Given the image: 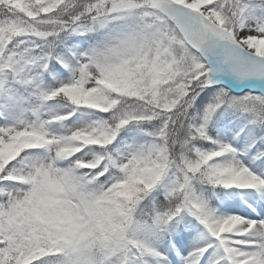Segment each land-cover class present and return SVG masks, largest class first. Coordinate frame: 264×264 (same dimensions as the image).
Instances as JSON below:
<instances>
[{"label":"snow or ice","instance_id":"6c2138e0","mask_svg":"<svg viewBox=\"0 0 264 264\" xmlns=\"http://www.w3.org/2000/svg\"><path fill=\"white\" fill-rule=\"evenodd\" d=\"M0 264H264V0H0Z\"/></svg>","mask_w":264,"mask_h":264}]
</instances>
